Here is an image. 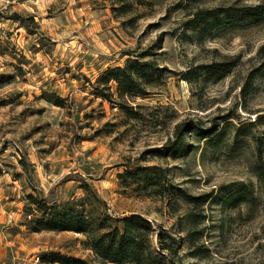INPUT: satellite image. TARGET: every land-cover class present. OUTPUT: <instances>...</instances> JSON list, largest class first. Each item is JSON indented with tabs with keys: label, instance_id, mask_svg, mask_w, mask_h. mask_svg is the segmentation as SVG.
Masks as SVG:
<instances>
[{
	"label": "rangeland",
	"instance_id": "rangeland-1",
	"mask_svg": "<svg viewBox=\"0 0 264 264\" xmlns=\"http://www.w3.org/2000/svg\"><path fill=\"white\" fill-rule=\"evenodd\" d=\"M130 2L128 13L119 15L111 0H0V264H58L42 261L49 252L103 264L83 246L82 234L34 230L27 223L24 196L31 189L22 154L34 169V184L50 198L80 197L83 178L112 216L139 213L172 232L180 239L176 264H264V184L249 169L251 136H264L256 117L264 114V70L247 93L242 90L248 73L264 62V16L228 23L202 40L184 32L198 8L264 0ZM14 13L32 14L36 27L29 32ZM133 58L154 61L161 73L147 94L118 100L115 83L113 102L93 93L89 81ZM224 60L235 65L221 77L183 79L189 68ZM57 97L61 106L53 103ZM181 121L201 128L217 123L221 134L199 139L186 132L183 156H161ZM127 159L165 168L191 195L214 197L177 206L138 194L136 185L118 178ZM242 183L251 184L250 197L230 200Z\"/></svg>",
	"mask_w": 264,
	"mask_h": 264
},
{
	"label": "trees",
	"instance_id": "trees-1",
	"mask_svg": "<svg viewBox=\"0 0 264 264\" xmlns=\"http://www.w3.org/2000/svg\"><path fill=\"white\" fill-rule=\"evenodd\" d=\"M111 1L112 10L119 12V15L127 14L131 7L130 0ZM262 16H264V2L256 5L198 8L190 14L184 25V32L188 30L194 32L196 38L202 40L212 31L228 23L252 21ZM13 17H16V21L29 32L32 31L31 26L36 27L32 14L23 16L14 13ZM234 65L235 60L199 64L189 68L183 74V79L193 81L201 75L205 79L221 77ZM262 70H264V62L248 73L242 88L243 93L249 91L255 77ZM160 76L161 73L154 61H140L139 58H133L127 60L124 65L105 68L97 75L94 82L88 81L93 93L113 102L115 97L111 90L112 83L116 86V99L122 100L127 96L147 94L148 87L154 86ZM53 101L59 106L63 103L60 97ZM256 117H258L257 122L264 123V114H257ZM249 124L254 123L249 122ZM218 125L212 123L209 127L201 128L192 121H181L175 125L174 139L168 140L159 153L163 157H181L188 147L183 139L186 132H194L199 139H215L221 134ZM244 127L246 124L242 123V131ZM251 139L254 141L255 149L249 169L256 180L264 184V136L252 135ZM19 164L23 178L31 189V192L24 196L23 211L29 216L27 223L32 224L34 230L70 231L82 234L83 246L91 250L103 264H176L175 258L180 249V239L166 228L159 226L156 229L151 220L139 213L112 216L95 187L83 178L79 180V188L82 190L80 197L63 201L50 198L34 184V169L24 154L20 156ZM123 165L124 170L118 174V178L125 185L129 183L136 185L138 194L164 197L169 203L171 199L176 202L173 205L177 206H180V203L186 206H198L214 197L212 193L198 196L189 194L186 189L172 182L165 168L156 165H139L137 161L131 159H127ZM251 194V184L242 183L229 194V199L247 200ZM186 217L194 219L193 212H187ZM188 236L191 237L192 233L189 232ZM42 261L58 264H88L80 257L58 252L45 254L42 256Z\"/></svg>",
	"mask_w": 264,
	"mask_h": 264
},
{
	"label": "crops",
	"instance_id": "crops-1",
	"mask_svg": "<svg viewBox=\"0 0 264 264\" xmlns=\"http://www.w3.org/2000/svg\"><path fill=\"white\" fill-rule=\"evenodd\" d=\"M0 260H1V252H0Z\"/></svg>",
	"mask_w": 264,
	"mask_h": 264
},
{
	"label": "built area",
	"instance_id": "built-area-1",
	"mask_svg": "<svg viewBox=\"0 0 264 264\" xmlns=\"http://www.w3.org/2000/svg\"><path fill=\"white\" fill-rule=\"evenodd\" d=\"M36 260H38V257H36Z\"/></svg>",
	"mask_w": 264,
	"mask_h": 264
}]
</instances>
